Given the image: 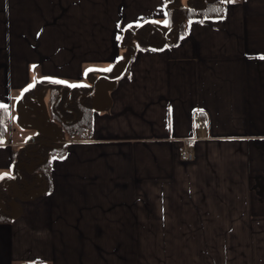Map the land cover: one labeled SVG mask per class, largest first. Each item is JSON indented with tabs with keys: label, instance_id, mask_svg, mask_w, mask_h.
<instances>
[{
	"label": "crops",
	"instance_id": "1",
	"mask_svg": "<svg viewBox=\"0 0 264 264\" xmlns=\"http://www.w3.org/2000/svg\"><path fill=\"white\" fill-rule=\"evenodd\" d=\"M180 2L0 0V184L32 138L18 128H50L40 92L51 111L53 86L106 69L46 188L11 200L0 264H264V0H229L161 48L121 39L166 29Z\"/></svg>",
	"mask_w": 264,
	"mask_h": 264
},
{
	"label": "trees",
	"instance_id": "2",
	"mask_svg": "<svg viewBox=\"0 0 264 264\" xmlns=\"http://www.w3.org/2000/svg\"><path fill=\"white\" fill-rule=\"evenodd\" d=\"M229 0H189L184 7L176 3L167 4L166 29H162L152 23L143 22L133 31H127L122 35L123 41H135L139 48H161L174 44L184 34L186 21L191 18L220 17ZM59 87V86H58ZM56 90L57 86H53ZM59 90V88L57 89ZM59 97L51 96L50 115L46 121L57 124L60 130V138L66 135L85 131L84 123L91 111L90 93L84 92L81 87H63ZM91 92V91H89ZM88 94V95H87ZM41 116L44 117L42 113ZM3 124H1V133ZM64 131V133H63ZM63 135V137H62ZM60 137V138H59ZM47 137L35 136L21 146L15 147L13 152V177L0 184V222L10 220L8 206L16 196L23 199L39 193L40 188H46L49 177L51 158L64 152L65 144H45ZM60 143V142H59ZM36 159V161H34ZM31 164V166L29 165ZM15 183L16 192L13 184ZM28 185V186H27ZM26 186V187H25ZM22 264H42L40 261L23 262Z\"/></svg>",
	"mask_w": 264,
	"mask_h": 264
},
{
	"label": "rangeland",
	"instance_id": "3",
	"mask_svg": "<svg viewBox=\"0 0 264 264\" xmlns=\"http://www.w3.org/2000/svg\"><path fill=\"white\" fill-rule=\"evenodd\" d=\"M180 4L181 5H186L187 3H183V2H180ZM95 70L96 71H98V76H96L97 77V79L95 80V81H93V80H90V79H88V80H85V82L84 81H81V82H79V85H75V86H69V87H81V88H84V92H86V93H90V94H94V91H95V89H96V91H95V95L93 96V101H95L96 103H98L99 102V104L98 105H100L102 102H103V97L101 96V94H102V90H101V86L102 85H104V78L103 77H101V76H103V74H105V72H106V69L105 68H103V66H96V68H95ZM113 71H117V68H116V66H115V68L113 67ZM61 84H63V83H61ZM65 85H68V83L66 82V83H64ZM61 88H63L62 86L60 87L59 86V90H52V92L54 93V95H55V97H59V95H60V93H61ZM46 90H44L43 92H40V97H39V100L37 101V98L35 99V100H33V102H31L30 101V99L28 100V102L27 103H32L31 105L32 106H38L37 105V103H36V101L37 102H39V103H41L42 104V106H44V109L46 110V112H44L43 114H44V118L46 119V116L48 115H50V107H48L47 106V100H46V98H44V96H43V94H44V92H45ZM89 91H91V92H89ZM47 93V92H46ZM53 93H52V95H53ZM89 94V95H90ZM88 95V94H87ZM88 95V96H89ZM30 105V106H31ZM51 107H52V105H50ZM21 109V108H20ZM19 108H18V110H16V112H17V114L18 115H20V120L22 119L23 120V118H25V113H24V111H22V109L20 110ZM41 118H43V116L41 117ZM43 118V119H44ZM29 120V123L27 122V118H26V124H24V128H23V130L22 129H20V128H18V131H17V136L20 134H22V135H24L25 134V136L23 137V139H25V137H27L26 138V140L27 139H29L30 137H35V136H39L40 134H39V130H40V132L41 133H44L45 134V136L44 137H47V140H40V142L41 141H44L45 142V144H50V145H52V144H56V145H58V144H63V143H61L60 142V140H58L57 139V135L59 136V135H61L60 134V130L59 129H56L57 128V124H51V126H50V128L49 129H47L48 131H46V133L44 132V130H42V129H39V123L38 122H36L35 120L34 121H31V119H28ZM49 124H50V119H49ZM63 133H64V131H63ZM27 134L29 135V136H27ZM60 138V137H59ZM61 140L63 139L64 140V138H60ZM60 142V143H59ZM19 146H21V145H19ZM34 161H36V159H34ZM31 164H33V163H29V165L31 166ZM13 186H14V188H13V190H14V192H16L17 190H16V186H15V183L13 184ZM28 186V185H27ZM26 187V186H25ZM16 196V198H19V197H17L18 195H15ZM15 199V198H14Z\"/></svg>",
	"mask_w": 264,
	"mask_h": 264
},
{
	"label": "built area",
	"instance_id": "4",
	"mask_svg": "<svg viewBox=\"0 0 264 264\" xmlns=\"http://www.w3.org/2000/svg\"><path fill=\"white\" fill-rule=\"evenodd\" d=\"M193 119L197 120V121H200V117L198 115L194 116ZM182 156L186 160H192L193 159V153H192L190 148H185L183 153H182Z\"/></svg>",
	"mask_w": 264,
	"mask_h": 264
}]
</instances>
